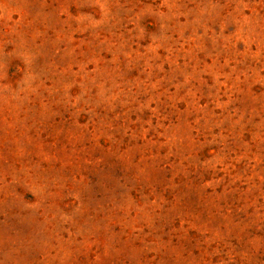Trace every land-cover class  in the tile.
Segmentation results:
<instances>
[{"label":"rangeland","instance_id":"1","mask_svg":"<svg viewBox=\"0 0 264 264\" xmlns=\"http://www.w3.org/2000/svg\"><path fill=\"white\" fill-rule=\"evenodd\" d=\"M0 264H264V0H0Z\"/></svg>","mask_w":264,"mask_h":264}]
</instances>
